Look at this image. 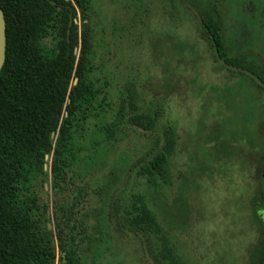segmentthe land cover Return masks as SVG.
I'll list each match as a JSON object with an SVG mask.
<instances>
[{"label":"rangeland","instance_id":"374dc122","mask_svg":"<svg viewBox=\"0 0 264 264\" xmlns=\"http://www.w3.org/2000/svg\"><path fill=\"white\" fill-rule=\"evenodd\" d=\"M193 2L86 0L85 11L76 10L79 31L83 21L93 30V75L106 104L72 139L78 157L72 170L89 184L76 217L99 208L95 189L112 176L116 182L103 201L126 207L144 195L152 207V188L134 166L154 138L163 139L171 129L178 140L170 184L161 192L184 227L170 231L163 225L171 244L186 264H247L256 239L251 198L264 157V138L255 130L262 122L255 112L257 90L238 72L217 69ZM131 99L141 111L156 114L155 128L143 131L123 123L115 139L106 140L104 127L116 122L120 109L128 112ZM243 130L253 136V146L237 139ZM43 196L49 199V188ZM93 225L89 218L88 232ZM112 227L101 237L95 262L85 264H153L142 241ZM59 260L56 248V264Z\"/></svg>","mask_w":264,"mask_h":264},{"label":"trees","instance_id":"16d2710c","mask_svg":"<svg viewBox=\"0 0 264 264\" xmlns=\"http://www.w3.org/2000/svg\"><path fill=\"white\" fill-rule=\"evenodd\" d=\"M85 3L0 0L6 24L5 61L0 70V264H56V248L57 264L95 262L101 237L111 225L116 233L126 229L142 241L153 264H186L163 226L170 231L184 229L161 192L170 184V160L178 140L171 129L164 131L163 139L156 136L134 166L152 188V207L144 195L133 197L126 207L118 202L111 207L103 201L116 182L112 176L111 182L107 179L106 185L95 189L99 208L76 217L89 184L82 173L72 170L78 160L72 139L75 130L106 105L103 88L93 75L92 27L83 21L79 31L76 23V10L83 13ZM199 15L221 50L218 25L209 14ZM221 57L230 66L245 65L237 56ZM155 115L141 111L131 99L128 112L120 109L116 122L104 127L106 140L115 139L123 123L153 130ZM257 133L264 137L263 125ZM261 160L264 164V157ZM258 180L251 198L256 239L248 250L247 264H264V166ZM45 186L51 191L47 201ZM89 218L96 221L91 232L85 226Z\"/></svg>","mask_w":264,"mask_h":264},{"label":"flooded vegetation","instance_id":"af4514ba","mask_svg":"<svg viewBox=\"0 0 264 264\" xmlns=\"http://www.w3.org/2000/svg\"><path fill=\"white\" fill-rule=\"evenodd\" d=\"M222 1L211 0L210 4H204L199 0H194L196 3L195 16L210 44L217 69L220 71L232 69L238 72L257 90L255 112L262 118L258 127L264 126V0ZM198 12L202 15L209 14L218 25V32L223 40L222 52L220 45L216 43L217 37L214 34H209L207 29L205 30ZM220 53L237 56L243 59L245 65L230 66ZM243 102L247 106L245 99ZM258 127L255 129L257 132ZM238 137H241L238 140H245L247 144L253 146V136L247 131H240ZM257 137L261 138L258 133Z\"/></svg>","mask_w":264,"mask_h":264},{"label":"water","instance_id":"95a60500","mask_svg":"<svg viewBox=\"0 0 264 264\" xmlns=\"http://www.w3.org/2000/svg\"><path fill=\"white\" fill-rule=\"evenodd\" d=\"M5 49H6V24H5L4 13L0 7V70L5 61ZM76 81L77 79H75L73 83L75 84ZM45 189H47V186H45ZM47 217L49 218V212L47 213ZM47 227L49 230H51L52 229L51 223H48Z\"/></svg>","mask_w":264,"mask_h":264}]
</instances>
